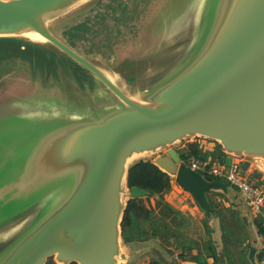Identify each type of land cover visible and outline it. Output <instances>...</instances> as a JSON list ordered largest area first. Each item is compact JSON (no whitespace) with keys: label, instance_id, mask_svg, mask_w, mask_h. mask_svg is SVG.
<instances>
[{"label":"water","instance_id":"obj_1","mask_svg":"<svg viewBox=\"0 0 264 264\" xmlns=\"http://www.w3.org/2000/svg\"><path fill=\"white\" fill-rule=\"evenodd\" d=\"M79 1L0 0V35L35 31L122 102L88 116L30 117V124L11 123V130L0 131V216L46 205L0 253V264H45L50 257L63 264L127 259L120 249L121 197L133 154L199 135L221 145L227 170L233 155L243 157L241 173L251 161L264 169V0H201L190 48L138 97L49 29V19ZM186 145L193 148L194 142ZM154 163L210 215L205 191L225 189L223 181L180 161L175 147ZM129 194L148 191L130 186Z\"/></svg>","mask_w":264,"mask_h":264},{"label":"rangeland","instance_id":"obj_2","mask_svg":"<svg viewBox=\"0 0 264 264\" xmlns=\"http://www.w3.org/2000/svg\"><path fill=\"white\" fill-rule=\"evenodd\" d=\"M200 2L201 0H81L49 19L47 25L57 37L98 65L127 94L138 97L162 79L163 74L173 64L175 66L190 48L196 37V13ZM112 94L93 73L46 39L21 34L0 35V131L11 130V123L22 127L30 124V117L88 116L113 105L120 106L122 102ZM196 138L221 152V145L215 140L199 135L187 136L171 146L134 154L126 166L129 168L139 159L154 162V158L164 154L168 147H175L180 153L179 149L183 148L185 142ZM182 151L192 154L191 150ZM201 159L206 161L204 157ZM126 174L121 197L124 206L131 197ZM169 176L170 183L174 184V175ZM243 177L251 181L245 175ZM219 178L228 182L225 177ZM138 197L145 204L149 195ZM45 209L46 205L41 202L18 213L1 215L0 253L24 233ZM140 218L142 216L135 223V234L138 235L134 248L120 236V249L127 259H119L117 264H137L139 261L136 258L132 263L135 257L133 250L144 246L145 237L138 230L137 224ZM153 233L148 236L151 239L150 246H154V250H162V253L145 258L168 260V254L163 250L167 248L164 245L165 239L160 238L161 242L156 244ZM173 243L167 244V249L171 252L177 249ZM50 258L55 264H63ZM145 258L142 259L146 261ZM213 262L219 264L216 256Z\"/></svg>","mask_w":264,"mask_h":264},{"label":"crops","instance_id":"obj_3","mask_svg":"<svg viewBox=\"0 0 264 264\" xmlns=\"http://www.w3.org/2000/svg\"><path fill=\"white\" fill-rule=\"evenodd\" d=\"M190 142H194L192 147L197 148L198 156L204 157L208 163H224L227 154L222 149L220 151L223 153L215 151L199 138ZM193 148L184 144L182 149L186 151ZM220 153L221 156H218ZM235 158L243 160V157ZM243 175L264 187L261 182L264 169L260 164L251 161ZM219 180L225 183V189L211 187L205 191L211 208L209 216L192 194L176 182L170 183V188L161 196L151 194L145 201L149 211L137 222L138 230L145 237L144 246L133 250L135 257L132 263L137 258V264H210L216 256L219 264H259L264 234L259 232L257 224L264 227V205L259 213H252L244 194L225 180ZM135 225H128L125 233L128 239H123L133 248L137 240L134 236ZM152 233L156 244L161 242L160 238L165 239L164 245L167 248L169 242H175L173 244L177 249L173 252L163 249L168 254V260L155 259L162 250H154V246H150L151 239L148 236ZM146 256L155 257L146 259Z\"/></svg>","mask_w":264,"mask_h":264},{"label":"trees","instance_id":"obj_4","mask_svg":"<svg viewBox=\"0 0 264 264\" xmlns=\"http://www.w3.org/2000/svg\"><path fill=\"white\" fill-rule=\"evenodd\" d=\"M180 150V156L184 157L186 154ZM197 148L191 150V153L198 156L196 152ZM223 153V152H221ZM221 153L218 156H221ZM201 158H203L201 156ZM220 179L219 177H214ZM126 183L130 186H139L145 188L149 194L156 193L161 196L165 191L170 188V176L169 174L162 170L158 165L149 159H139L132 163L126 174ZM141 197H129L123 209L122 219H121V236L123 239H128L126 233V228L129 224H134L138 217L146 216L149 209L142 202ZM143 214V215H142ZM258 230L264 234V227L258 223ZM138 234H135L136 237ZM48 258L45 264H55ZM68 264H77L76 262H69Z\"/></svg>","mask_w":264,"mask_h":264},{"label":"built area","instance_id":"obj_5","mask_svg":"<svg viewBox=\"0 0 264 264\" xmlns=\"http://www.w3.org/2000/svg\"><path fill=\"white\" fill-rule=\"evenodd\" d=\"M235 157L240 156H232V161L228 170L226 169V165L224 163L210 164L193 154H186L184 157L180 156V161H183L191 168H202L205 173L211 175L212 177H225L231 186L236 187L241 193L244 194L251 212L257 214L261 211L264 205V187L248 181L243 177V173H241L239 170L241 160ZM210 264L217 263L211 262ZM259 264H264V237L263 253L259 260Z\"/></svg>","mask_w":264,"mask_h":264},{"label":"bare ground","instance_id":"obj_6","mask_svg":"<svg viewBox=\"0 0 264 264\" xmlns=\"http://www.w3.org/2000/svg\"><path fill=\"white\" fill-rule=\"evenodd\" d=\"M22 35H26V36H39V37L45 39L42 35L36 33L35 31H26V32L22 33ZM109 91H110V90H109ZM111 93H113V92L111 91ZM113 94H114V93H113ZM113 94H112V95H113ZM133 155H134V154H133ZM133 155H132L131 157H129L128 160H130V158H132ZM122 193H123V192H122Z\"/></svg>","mask_w":264,"mask_h":264},{"label":"flooded vegetation","instance_id":"obj_7","mask_svg":"<svg viewBox=\"0 0 264 264\" xmlns=\"http://www.w3.org/2000/svg\"><path fill=\"white\" fill-rule=\"evenodd\" d=\"M177 150H178V149H177ZM152 194H154V193H152ZM155 194H156V193H155ZM148 195L150 196L151 194H149V192H148V194H146V196H148Z\"/></svg>","mask_w":264,"mask_h":264}]
</instances>
